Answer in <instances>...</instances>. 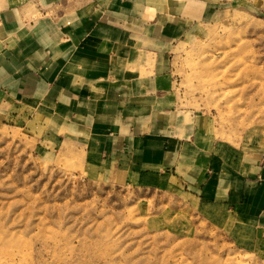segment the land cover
I'll return each mask as SVG.
<instances>
[{
  "label": "crops",
  "instance_id": "obj_1",
  "mask_svg": "<svg viewBox=\"0 0 264 264\" xmlns=\"http://www.w3.org/2000/svg\"><path fill=\"white\" fill-rule=\"evenodd\" d=\"M207 5L0 0V104L41 142L72 147L86 173L179 184L210 219L238 225L233 240L262 253L264 131L235 144L208 138L177 103L171 50Z\"/></svg>",
  "mask_w": 264,
  "mask_h": 264
},
{
  "label": "rangeland",
  "instance_id": "obj_2",
  "mask_svg": "<svg viewBox=\"0 0 264 264\" xmlns=\"http://www.w3.org/2000/svg\"><path fill=\"white\" fill-rule=\"evenodd\" d=\"M207 1L171 50L178 107L208 138L263 136L264 0ZM39 135L0 104V264H264L233 240L236 223L210 219L179 184L94 176Z\"/></svg>",
  "mask_w": 264,
  "mask_h": 264
}]
</instances>
